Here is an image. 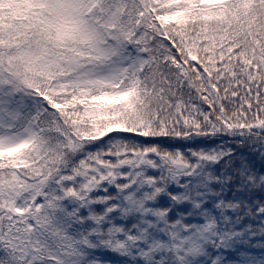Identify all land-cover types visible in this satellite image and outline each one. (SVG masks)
Masks as SVG:
<instances>
[{"label":"snow or ice","instance_id":"6c2138e0","mask_svg":"<svg viewBox=\"0 0 264 264\" xmlns=\"http://www.w3.org/2000/svg\"><path fill=\"white\" fill-rule=\"evenodd\" d=\"M0 264H264V0H0Z\"/></svg>","mask_w":264,"mask_h":264}]
</instances>
